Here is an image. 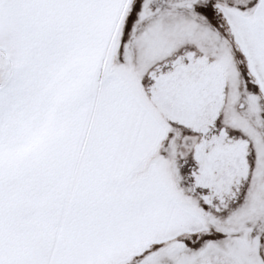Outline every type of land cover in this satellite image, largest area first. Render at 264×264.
<instances>
[{
    "label": "snow or ice",
    "instance_id": "obj_1",
    "mask_svg": "<svg viewBox=\"0 0 264 264\" xmlns=\"http://www.w3.org/2000/svg\"><path fill=\"white\" fill-rule=\"evenodd\" d=\"M0 264H264V0H0Z\"/></svg>",
    "mask_w": 264,
    "mask_h": 264
}]
</instances>
